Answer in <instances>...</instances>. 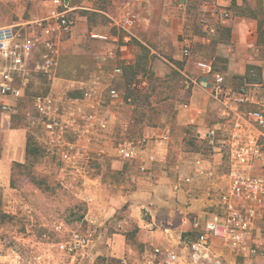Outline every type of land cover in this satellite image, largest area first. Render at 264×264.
<instances>
[{"label": "built area", "instance_id": "built-area-1", "mask_svg": "<svg viewBox=\"0 0 264 264\" xmlns=\"http://www.w3.org/2000/svg\"><path fill=\"white\" fill-rule=\"evenodd\" d=\"M12 0H0L8 4ZM123 15L119 19H111L119 28V36L126 43L138 41L136 30L140 25V17L134 10L136 5L149 9L153 0H119ZM197 0H182L179 9H187ZM235 2L238 0H225ZM70 0H51V10L40 18L22 21L11 26L0 27V120H12L14 101L25 97L26 89L32 75L52 79L53 86L44 94L33 98V108L37 114V122L42 128L45 148L61 160V174L71 176L78 181V188L85 192L93 187H102L93 180L96 165L106 163L110 158L129 164H139V171L146 173L147 164L153 154L150 144L157 141L164 145L171 140L169 128L160 130L155 136L131 133L129 137L115 138L112 133L116 126L127 131L134 122L126 121L122 110L127 105L123 94L112 86L103 89L99 76L87 81L64 80L57 85V69L61 52L62 37L70 35L77 27V21L71 17L73 12ZM167 9V7H164ZM215 22L229 21L232 12L228 8L215 3L206 11ZM151 17L146 22L151 23ZM208 35L216 33L215 26H204ZM264 36V25L262 29ZM92 41L103 44H118V37L99 32H90ZM41 53L35 56V50ZM256 42L247 44L251 53L249 59L254 60L258 52ZM186 60L192 58V47L187 44L182 48ZM117 60L114 49L95 57V62L107 61L109 64ZM196 67L213 75L212 88L215 100L220 104L223 116L232 121L233 127L228 137L221 138L216 131H211L207 141L210 147L228 157L227 187L220 194L215 211L208 214L204 224L197 219L185 217L197 232L196 237L188 245L186 264H229L228 260L214 251V240H220L236 256L247 260L250 264L264 260V244L254 245L253 234L256 224L264 218V103L249 114H242L241 109L252 103L249 85L234 89L227 85L224 75L215 72L213 64L197 61ZM112 79L122 77V66L112 69ZM59 82V81H58ZM146 82L134 83V90H142ZM79 92V93H78ZM182 109L191 111L188 104ZM198 114V113H197ZM196 112L188 125L196 127ZM123 134V133H122ZM136 135V136H135ZM195 169L201 176L213 179L214 170L209 169L203 158L195 160ZM179 172V171H178ZM178 182L174 191L191 183V178L178 173ZM92 203V195L85 196ZM164 232L169 228L162 224ZM93 242L90 233L73 231L65 245L72 254L87 249ZM15 260L8 259L3 264H27L20 255ZM40 261V257L37 258ZM180 255L163 249H153L143 259V264H181ZM40 263V262H38Z\"/></svg>", "mask_w": 264, "mask_h": 264}, {"label": "crops", "instance_id": "crops-1", "mask_svg": "<svg viewBox=\"0 0 264 264\" xmlns=\"http://www.w3.org/2000/svg\"><path fill=\"white\" fill-rule=\"evenodd\" d=\"M158 1L153 0L149 9L138 5L134 7L140 17V25L135 33L138 42L146 46L152 42L155 25L146 22V18L150 16L153 20L162 21V28L167 27L165 23L170 24L173 20L170 29L172 37L178 41V45L189 44L186 17L183 15L177 20L174 15L167 12L169 4L164 3L162 7L167 9L160 10L156 4ZM238 1L237 5L244 4L242 0ZM11 2L13 3L1 8L5 11L1 13L5 16V21L0 22V27L19 23L14 16H19L20 12L27 9L26 6L18 4L20 0ZM69 3L73 11L71 17L75 18L74 16L80 11L93 12L100 23L90 25L91 32L110 34L112 37H118L120 42L103 44L87 38L84 40L86 49L84 56H79L77 50H80L83 42L76 41L78 31L77 34L75 32L79 27L76 20V30L70 34L71 38L67 42L61 44L58 69L64 67L68 61L75 68H90L86 72L89 78L87 76L83 80L97 76L104 79L105 67L109 63L103 61L95 64L93 61L96 55L114 49L117 60L110 64L113 68L122 66L124 76L135 59L137 47L132 43H126L123 37L119 36V28L112 23L111 19L116 20L123 15V8L119 7L120 1L70 0ZM34 5L36 15L32 13L31 18L26 21L45 16L51 8L49 0L35 1ZM159 11L162 12L161 19L156 17L159 16ZM232 13L234 17L230 21L219 23L214 20L213 22L216 33L212 42L213 54L209 62L213 64L215 72L225 76L228 86L237 89L241 86L237 87L235 82L246 80L254 72L264 77V38L259 33L260 21H264V9L255 8L252 0H248V10L242 8L239 11L238 8H234ZM250 42H256L259 47L253 61L249 59L251 53L246 48L247 43ZM40 53V48L35 50L36 57ZM183 74L192 85L189 102L186 103L191 111L182 109L176 117H167L163 122L164 129L171 130L170 142L161 145L154 141L150 144L153 154L147 164L146 173L139 171L138 163L133 166L116 163L112 172L109 171L113 175V180L101 188L99 203L93 196L90 204L96 208L92 220L102 227L99 234L90 233L93 239L91 245L95 243L101 254L116 258L122 261V264H143L147 253L156 248L177 253L183 260L181 264H186L188 245L196 237L197 232L190 222L184 220L185 217L190 216V219H197L204 224L208 214L215 211L220 194L227 187L228 157L210 147L207 138L211 131H216L221 138L228 137L233 123L223 116L221 106L213 96L212 74L200 71L196 65L188 61ZM123 76L119 78L122 79ZM252 92L254 99L248 104V110L241 109L242 114H249L262 104L256 97V92L253 90ZM195 112L198 113V124L196 127H191L188 122ZM159 131L146 130L142 136L145 134L153 137ZM21 143L26 151V143L24 141ZM9 147L5 146L6 150L0 157V187L5 189L10 187L16 158L10 152L14 148L11 146L9 150ZM20 153H23V150ZM198 158H203L208 168L214 170L213 179L197 173L195 160ZM178 171L185 177L191 178V183L176 192L174 187L178 182ZM259 174L264 175V171H260ZM162 224L169 228L168 233L163 231ZM262 232H264V218L257 222L253 239L261 236ZM262 235L264 242V233ZM213 243L216 254L223 255L229 264H236L238 258L225 244L218 239Z\"/></svg>", "mask_w": 264, "mask_h": 264}, {"label": "rangeland", "instance_id": "rangeland-1", "mask_svg": "<svg viewBox=\"0 0 264 264\" xmlns=\"http://www.w3.org/2000/svg\"><path fill=\"white\" fill-rule=\"evenodd\" d=\"M35 1L48 0H20L18 4L27 9L20 12L19 16L15 15L14 19L22 22L29 20L32 13L36 15ZM180 1L182 0H159L156 4L162 10L163 4L168 3L167 12L177 20L183 15L186 17L189 45L192 47L191 59L183 57V46L178 45V41L171 35L173 20L170 24L165 23L167 27L162 28V21L151 18V24L155 25L152 42L147 46L138 41L131 42L137 47L136 52L134 51L135 59L123 78L113 80V67L111 64L105 67V78H100L103 89L112 86L123 94L127 105L122 110V116L126 121L134 122L132 128L124 132L116 126L112 133L113 142L115 138H127L131 133L142 135L146 130L164 129L163 122L167 117H176L182 111V106L189 102L192 85L183 74L185 64L187 61L193 65L200 60L209 62L213 54L215 34L208 35L204 29V26L214 22L206 13L211 4L217 3L231 12L234 8L239 11L242 8L248 10V0H242L243 5H237L239 1L224 3L225 0H197L183 10L177 6ZM10 3H0V22L5 21V16L1 14L5 11L1 8ZM252 3L255 8L264 9V0H252ZM161 13L159 11V16H156L158 19H161ZM96 16L89 11H80L74 16L79 23L78 29L75 28V34L78 31L76 41L83 42L78 47L80 50H77L79 56H84V40L89 38L91 32L89 26L99 22ZM232 16L234 17L233 13ZM263 23L264 21H260L259 33L264 38ZM70 38V35H64L62 42H67ZM89 69L75 68L67 61L57 71V85L64 80L82 81L87 76L89 78L86 73ZM249 76L246 80L236 81L235 85H249L256 92L259 102L264 103V77L255 72ZM29 82L25 97L13 102L12 120H0V157L6 150L5 146H10L9 150L12 146L14 149L10 152L16 157L10 187H0V264L10 258L14 261L16 255H20L27 264H122L116 258L101 254L95 243L74 254L58 245L68 243L73 231L99 234L102 227L92 220L96 208L85 200V196L92 195L99 203L102 187H93L91 183L90 189L85 192L78 188L79 183L75 178L61 174V160L45 148L42 128L33 108V98L47 93L53 86L52 79L32 75ZM142 82H146L145 88L140 91L133 89L134 83ZM245 110H248V106ZM22 141L26 143V151L20 145ZM119 162L124 166V162L112 158L106 163L97 164L98 171L94 172L92 179L97 180L101 186L112 181L111 170ZM262 233L253 239L254 245L264 244ZM38 257L41 258L40 261ZM248 263L244 259L236 260V264ZM252 264H264V260H257Z\"/></svg>", "mask_w": 264, "mask_h": 264}, {"label": "trees", "instance_id": "trees-1", "mask_svg": "<svg viewBox=\"0 0 264 264\" xmlns=\"http://www.w3.org/2000/svg\"><path fill=\"white\" fill-rule=\"evenodd\" d=\"M136 43H138V42H136ZM250 77V76H249ZM27 152H28V150H27Z\"/></svg>", "mask_w": 264, "mask_h": 264}]
</instances>
